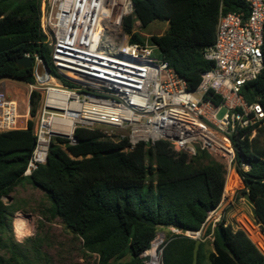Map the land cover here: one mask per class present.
Here are the masks:
<instances>
[{
  "label": "trees",
  "instance_id": "1",
  "mask_svg": "<svg viewBox=\"0 0 264 264\" xmlns=\"http://www.w3.org/2000/svg\"><path fill=\"white\" fill-rule=\"evenodd\" d=\"M133 2L134 15L124 20L130 43L148 40L156 46L160 58L190 91L214 66L203 53L215 42L220 12L242 14L245 20L250 13L246 0ZM40 5L41 0H0V79L35 84L34 69L21 70L17 65L25 54L38 55L52 68L40 28ZM136 19L143 33L155 22H167L168 29L146 39L133 33ZM262 52L264 57V37ZM242 93L246 102H260L264 108V68ZM40 101V93L33 91L29 97L33 117ZM34 125L29 121L27 129L0 133V234L10 227L4 198L27 182L44 193L51 218L81 244L84 256H97L98 264H144L140 255L151 248L159 232L166 234L162 264L193 263L196 240L185 233L200 232L220 205L226 183L223 164L204 151L193 158L176 153L165 140L153 147L140 143L130 150L126 139L113 140L102 128L79 127L74 132L76 144L55 138L46 164L24 177L35 145ZM233 144L234 168L244 184L237 198L252 204L255 223L264 231V126L251 140L234 136ZM210 235L213 250L206 256L202 241L197 264L205 259L208 264H264V254L252 239L225 220L209 226L204 238Z\"/></svg>",
  "mask_w": 264,
  "mask_h": 264
},
{
  "label": "built area",
  "instance_id": "2",
  "mask_svg": "<svg viewBox=\"0 0 264 264\" xmlns=\"http://www.w3.org/2000/svg\"><path fill=\"white\" fill-rule=\"evenodd\" d=\"M246 1V20L242 14L220 12L215 42L203 53L214 66L190 91L155 57L156 46L148 40L130 43L124 20L134 15L133 0H41L40 28L52 68L48 82L39 83L34 74L36 83L28 84L30 94L40 93L41 101L35 146L23 176L46 164L55 138L76 144L79 127L105 129L113 140L126 139L130 150L165 140L174 152L190 158L204 151L230 171L236 158L233 137L251 140L264 126L263 106L246 102L242 93L264 68V0ZM133 33L150 37L137 19ZM23 57L45 64L38 55ZM30 112L29 101L21 115L18 101L0 89V132L27 129ZM145 253L140 258L149 264Z\"/></svg>",
  "mask_w": 264,
  "mask_h": 264
},
{
  "label": "rangeland",
  "instance_id": "3",
  "mask_svg": "<svg viewBox=\"0 0 264 264\" xmlns=\"http://www.w3.org/2000/svg\"><path fill=\"white\" fill-rule=\"evenodd\" d=\"M167 29V22H155L144 30V34L148 36L163 35ZM155 57L160 58L159 50H155ZM2 82L8 96L18 101L20 114L24 115L30 97L28 84L12 79H4ZM2 87L0 85V89ZM39 107L40 105L36 110V115L34 117L31 115L32 119L29 121H36ZM222 114L219 118L222 117ZM20 122L25 123V120L21 119ZM122 134V131H114L113 135L120 136ZM225 171V185L232 172L239 178L240 185L230 193L224 191L220 205L213 211L212 215V212L209 214L201 229L200 236L185 234L190 238L205 242L206 256L213 250L212 236L204 238L209 226L214 228L222 220H225L226 225H230L234 229L244 230V220L248 219L260 229V226L255 223L252 204L245 198H237V192L244 188L239 174L234 167L230 171ZM4 203L8 208L7 222L10 227L0 234L2 264H98L97 256H84L81 244L67 234L57 220L51 218L49 214L50 204L41 190L25 182L17 187L10 197L4 198ZM19 215L27 219L29 226L26 236L23 237L17 232L15 223ZM174 230V233H179L178 230ZM157 239L162 241L157 248L158 258L162 264V245L166 240V234L159 232L154 241ZM261 249L264 253V248ZM145 261L150 263L151 258L147 256ZM203 264H208V261L205 259Z\"/></svg>",
  "mask_w": 264,
  "mask_h": 264
},
{
  "label": "bare ground",
  "instance_id": "4",
  "mask_svg": "<svg viewBox=\"0 0 264 264\" xmlns=\"http://www.w3.org/2000/svg\"><path fill=\"white\" fill-rule=\"evenodd\" d=\"M240 185L239 178L233 172L230 174L227 184L225 185V192L230 193L236 187ZM213 213H211L212 215ZM16 228L19 235L26 236L28 232V221L23 216L19 215L16 218ZM244 230L246 231L247 235L252 239V241L256 244V246L260 249L263 253L261 248H264V235L261 234L260 229L258 226L253 224L250 220H244ZM201 231L196 233V236H200ZM161 239H157L152 243V248L146 252V256L151 258V262L149 264H160V260L157 254V248L160 244ZM264 254V253H263Z\"/></svg>",
  "mask_w": 264,
  "mask_h": 264
},
{
  "label": "water",
  "instance_id": "5",
  "mask_svg": "<svg viewBox=\"0 0 264 264\" xmlns=\"http://www.w3.org/2000/svg\"><path fill=\"white\" fill-rule=\"evenodd\" d=\"M17 65H18V67L21 70L22 69L34 68V74H35V77H36V79L38 80L39 83H46V82L49 81V72H50V70H49V67L46 64L38 63V64L35 65V62H34L33 58L21 57V58H19V60L17 62ZM142 221L145 224H147V225H149L151 227L155 226V223L153 221H151V220H146V219L143 218ZM219 232L221 233V229H219ZM260 232H261L262 235H264V231L262 230L261 227H260ZM191 233L196 235V233H198V232H191ZM195 240H196V242H195V247H194V250H193V263L192 264H197V253H198L199 245L202 242V240H200V239H195Z\"/></svg>",
  "mask_w": 264,
  "mask_h": 264
},
{
  "label": "crops",
  "instance_id": "6",
  "mask_svg": "<svg viewBox=\"0 0 264 264\" xmlns=\"http://www.w3.org/2000/svg\"><path fill=\"white\" fill-rule=\"evenodd\" d=\"M4 79L0 80V85L3 86L2 88L5 89V85L4 83L2 82ZM174 229H172L171 231L173 232ZM175 231V230H174Z\"/></svg>",
  "mask_w": 264,
  "mask_h": 264
}]
</instances>
